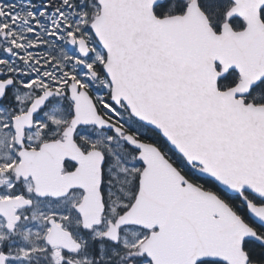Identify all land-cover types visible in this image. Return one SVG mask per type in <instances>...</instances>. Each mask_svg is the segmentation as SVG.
Masks as SVG:
<instances>
[{
	"label": "snow or ice",
	"instance_id": "1",
	"mask_svg": "<svg viewBox=\"0 0 264 264\" xmlns=\"http://www.w3.org/2000/svg\"><path fill=\"white\" fill-rule=\"evenodd\" d=\"M0 264H264V0H0Z\"/></svg>",
	"mask_w": 264,
	"mask_h": 264
}]
</instances>
